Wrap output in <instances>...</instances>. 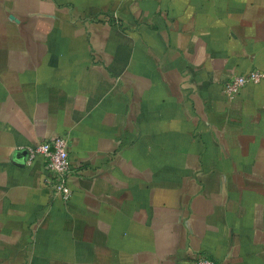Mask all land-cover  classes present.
Instances as JSON below:
<instances>
[{"label":"crops","instance_id":"1","mask_svg":"<svg viewBox=\"0 0 264 264\" xmlns=\"http://www.w3.org/2000/svg\"><path fill=\"white\" fill-rule=\"evenodd\" d=\"M264 0H0V264H264ZM65 136L68 200L26 148Z\"/></svg>","mask_w":264,"mask_h":264},{"label":"built area","instance_id":"2","mask_svg":"<svg viewBox=\"0 0 264 264\" xmlns=\"http://www.w3.org/2000/svg\"><path fill=\"white\" fill-rule=\"evenodd\" d=\"M264 79V71L253 69L248 73L233 76L225 85V93L233 98L249 83L257 84ZM27 163L31 164L37 157L45 162L47 182L51 186L56 197L68 200L71 197V187L68 184L69 176L73 172L71 164L69 141L65 136H55L28 146ZM192 264H217L216 261L206 255L196 254Z\"/></svg>","mask_w":264,"mask_h":264}]
</instances>
